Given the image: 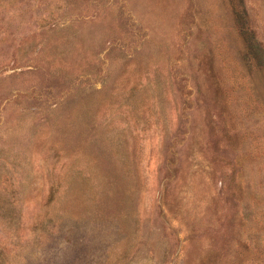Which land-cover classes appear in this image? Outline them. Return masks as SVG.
<instances>
[{
	"label": "rangeland",
	"instance_id": "rangeland-1",
	"mask_svg": "<svg viewBox=\"0 0 264 264\" xmlns=\"http://www.w3.org/2000/svg\"><path fill=\"white\" fill-rule=\"evenodd\" d=\"M0 264H264V0H0Z\"/></svg>",
	"mask_w": 264,
	"mask_h": 264
}]
</instances>
